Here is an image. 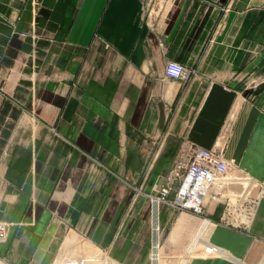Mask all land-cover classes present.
<instances>
[{
  "label": "crops",
  "instance_id": "0c3cea01",
  "mask_svg": "<svg viewBox=\"0 0 264 264\" xmlns=\"http://www.w3.org/2000/svg\"><path fill=\"white\" fill-rule=\"evenodd\" d=\"M189 147L231 169L203 216L151 200ZM0 222V264H262L264 0H0Z\"/></svg>",
  "mask_w": 264,
  "mask_h": 264
},
{
  "label": "built area",
  "instance_id": "2783aa9c",
  "mask_svg": "<svg viewBox=\"0 0 264 264\" xmlns=\"http://www.w3.org/2000/svg\"><path fill=\"white\" fill-rule=\"evenodd\" d=\"M189 74L190 72L178 63L166 64L165 75L169 78L182 80L187 79ZM230 170V165L223 159L219 149L189 147L187 150L180 151L174 160L167 177L168 186L161 189L160 196H152L151 200L156 208L160 202H166L173 210L203 216L207 199L221 201L220 193L227 184ZM175 182L177 184L173 198L167 201V194L172 190ZM250 215L249 206L235 208L227 201L220 221L226 225L240 226L244 223L242 217L247 220ZM154 229L158 232L159 227L155 225ZM8 231L9 224L0 222V242L6 240ZM159 250L160 243L156 238L150 252V261L154 264L161 258ZM104 263L112 264L110 260L103 258L102 264Z\"/></svg>",
  "mask_w": 264,
  "mask_h": 264
},
{
  "label": "rangeland",
  "instance_id": "374dc122",
  "mask_svg": "<svg viewBox=\"0 0 264 264\" xmlns=\"http://www.w3.org/2000/svg\"><path fill=\"white\" fill-rule=\"evenodd\" d=\"M176 184H177V183L175 182L174 186H176ZM174 186H173V187H174ZM160 264H168V263H166V262H162V261H161ZM171 264H172V263H171Z\"/></svg>",
  "mask_w": 264,
  "mask_h": 264
}]
</instances>
